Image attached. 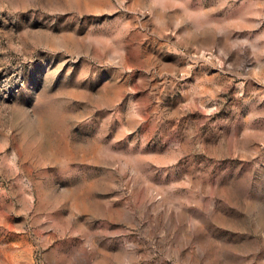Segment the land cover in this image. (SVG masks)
<instances>
[{"label": "rangeland", "instance_id": "1", "mask_svg": "<svg viewBox=\"0 0 264 264\" xmlns=\"http://www.w3.org/2000/svg\"><path fill=\"white\" fill-rule=\"evenodd\" d=\"M0 264H264V0H0Z\"/></svg>", "mask_w": 264, "mask_h": 264}]
</instances>
